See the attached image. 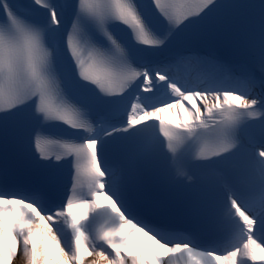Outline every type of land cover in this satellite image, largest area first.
Wrapping results in <instances>:
<instances>
[{
  "label": "snow or ice",
  "instance_id": "snow-or-ice-1",
  "mask_svg": "<svg viewBox=\"0 0 264 264\" xmlns=\"http://www.w3.org/2000/svg\"><path fill=\"white\" fill-rule=\"evenodd\" d=\"M225 9L253 38L239 72L186 46ZM254 122L264 137V0H0V264L18 247L28 264H264V142L236 180L215 167ZM10 138L37 183L11 180ZM117 140L134 144L120 167ZM161 162L186 186L201 170L196 219L221 239L202 247L158 218L138 174ZM229 236L242 246L221 251Z\"/></svg>",
  "mask_w": 264,
  "mask_h": 264
},
{
  "label": "bare ground",
  "instance_id": "bare-ground-1",
  "mask_svg": "<svg viewBox=\"0 0 264 264\" xmlns=\"http://www.w3.org/2000/svg\"><path fill=\"white\" fill-rule=\"evenodd\" d=\"M260 89L257 88L256 89V93H259ZM174 114H175V109L170 110L168 113H162V116H165V118L167 119H173L174 118ZM141 244L142 245H147V246H154L157 248V250L159 251V248L157 245H154V242L149 240L147 237H144L143 234L141 233ZM12 264H28V258L26 256H23L21 253L20 248L18 247V254L17 256L13 259Z\"/></svg>",
  "mask_w": 264,
  "mask_h": 264
}]
</instances>
